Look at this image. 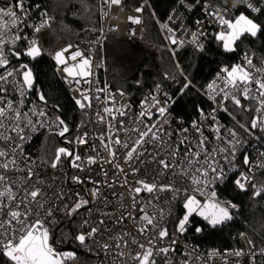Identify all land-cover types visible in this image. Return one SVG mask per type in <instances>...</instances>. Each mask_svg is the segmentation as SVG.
<instances>
[{
    "label": "built area",
    "instance_id": "built-area-1",
    "mask_svg": "<svg viewBox=\"0 0 264 264\" xmlns=\"http://www.w3.org/2000/svg\"><path fill=\"white\" fill-rule=\"evenodd\" d=\"M16 3L17 0H10L7 5L0 4V8ZM248 3L260 11L253 12L243 0H229L217 6H212L203 0H198L194 5L180 0L162 23L167 24L168 28L173 30L177 40V43L173 44L168 39L171 53L178 55L184 50L200 51L198 45H203L204 48L208 38L222 30L215 16L211 15L218 9L226 17L240 8L255 15L264 11V0H248ZM24 7L28 14L27 18L21 17L19 26L11 28L4 36V39L8 41L4 46V51L9 62L16 58L12 53H15L17 48H20V56L25 57L24 53L29 47V42L35 40L52 62L55 73L63 81L77 108L84 115L86 125L76 144L72 145V148L65 146L68 152L71 151L70 156L61 153L55 168L52 165L44 166L38 158L37 140L46 133H60L64 125L60 123L59 116L56 117L53 110L39 103L23 84L22 72L25 69H20L22 63L3 69L0 74L7 75L8 71H13V75L8 77L9 82L4 85L7 91L0 92V106L7 110V102L11 101L13 108L20 111L21 117L19 121L5 120V128L0 129V132L11 137L8 141L0 139V149L8 152V156L0 157V163L13 158L16 161V165H10L11 170L4 173L9 179L7 184L0 183V190L11 186L19 200L23 197L25 189L31 191L33 187L39 188L41 196L37 199L45 202V207H52L57 221L51 226V231L63 217L69 216L67 209L72 208L76 203L87 201L71 216L77 217V222L85 235L92 228H97V232L86 240L99 252L102 264H140V261L133 257L137 253L142 254L147 248L153 249L154 255L151 259H155V264H264V244L255 248L252 243H249L250 239L246 234H241L238 237L239 246L230 250L202 249L186 239L184 235L194 227L192 219L197 217L196 213L189 217L183 233L178 230L179 223L174 229L169 227L174 216V204L178 192L186 194L185 190H187L188 195L194 194L203 204L206 197L211 196L213 191L216 192L217 198L218 190L229 180L235 182L241 174L248 178L247 182L242 181L247 191L254 192L253 185L264 186V181L258 179L259 174L264 170V151L258 145L259 133L264 131H261L259 127L251 128L249 134L242 135L226 124L223 116L227 112L222 110L224 107L227 109L229 107L241 108L251 114L253 119L260 116L255 112V108L259 106L258 102L244 100L241 97L243 107H237L230 99L223 100L222 92L215 95L208 88L213 81L217 84L216 91L223 88V80L217 79V74L226 75L221 73V69L224 67L230 69L231 66H222L204 86L203 94L209 100L211 107L204 111L206 119L200 115L194 120L200 124L204 136L208 138L209 150L213 147L230 149L225 153L217 152L214 157L218 170L223 169V179H217L215 183H209L207 187L201 185L206 195H200L199 192L193 193L194 186L189 178L173 175V172H178L179 169H165L162 164L158 163L161 159L168 163L179 162L186 147L193 146L195 150L194 142L199 138V133L192 128L193 121L186 123L169 111L172 101L170 91L179 86L178 78L169 76L164 85L146 90L137 102L133 101L129 93L114 89L108 81L105 40L108 35L139 37L141 22L134 23L129 17H138L141 21L142 11H136L140 7L127 11L124 9V0H120L119 4H109L105 0H98V32L87 38L68 41L55 51L48 50L41 37L42 31L56 20L55 15L50 14L41 4L32 3L31 0H24ZM197 8L201 13L199 19L194 18ZM17 15H21L18 10ZM170 16L172 20H169ZM45 20H47V25L39 32L35 31V28ZM197 21L200 23L197 24ZM162 31L166 37L173 34L168 32L167 28ZM193 32L198 34L196 43H192ZM200 33L203 35H199ZM17 34L21 39L12 43ZM65 48L68 49L63 54L66 65L58 64L54 59L55 53ZM77 50L82 53V57H77L75 61L69 59L71 54ZM245 53L234 65L246 63ZM247 55L252 58L256 67L264 66L257 63V58L253 53H247ZM83 58L90 60V69H85L90 72L89 75L75 74L81 71L78 67L74 69L72 76L63 71L65 66L79 65ZM256 75L259 76L260 73ZM210 95L214 96V100L209 99ZM152 97L160 101L155 107H153ZM77 100L84 107H81ZM161 106L167 109L163 117L158 112ZM213 109L216 111L213 112ZM145 110L152 113L151 118L148 115H140ZM41 112L44 115L41 116ZM25 113H27L26 116ZM14 115V112L9 111V116ZM213 115L216 120L212 119ZM29 120L31 124L28 123ZM17 123L23 129L19 134L12 130ZM153 124H156V128L152 129L153 132L157 131V128L161 130L160 139L152 140L150 133L149 137L144 138V143L136 146L135 142L139 138V133L134 129L139 128L144 131L146 125ZM217 125L221 127L220 135L225 137L221 141L216 140V133L212 131ZM184 129L188 131L185 132ZM227 129H233L237 133L235 139L239 143L234 149L235 158L231 155L232 146L227 143L228 140L233 139L228 136ZM166 133H171V136ZM21 136L24 139H21ZM185 137L187 140L184 145H180V155L175 158L171 157L169 153L173 147ZM117 139L120 141L119 144L115 143ZM124 144L128 147L125 148ZM133 147H136V151L133 152L131 158H128L127 153ZM77 156L80 159H76ZM245 156L248 158L247 164ZM29 168L32 170V175L30 179H27ZM3 171L0 169V172ZM214 175L216 174L210 172L208 180L211 181ZM144 184L156 187L150 193L144 188ZM161 185H173L180 191L175 193L168 190L161 191ZM136 188H140L141 191L137 193ZM261 196L264 197V193H261ZM21 211H23V206ZM186 211L185 209V214ZM145 215L152 219V224H148L142 218ZM84 221H87V224ZM161 230H166L167 235L160 237ZM104 244H108L109 248L105 249ZM141 245L144 248H141ZM161 248H168V253L156 255L155 253ZM236 252H241L242 255L236 256L234 254ZM121 253L123 255H120ZM0 256L6 259L2 254Z\"/></svg>",
    "mask_w": 264,
    "mask_h": 264
},
{
    "label": "trees",
    "instance_id": "trees-1",
    "mask_svg": "<svg viewBox=\"0 0 264 264\" xmlns=\"http://www.w3.org/2000/svg\"><path fill=\"white\" fill-rule=\"evenodd\" d=\"M9 1L0 0V4L7 5ZM179 1L124 0V9L127 11L137 7L143 8L141 35L137 42L128 43L125 47V49L132 48L134 53H140V56L137 59L134 55H130L128 56L130 59L125 61L126 53L106 44V69L111 86L129 93L134 102H137L146 90L164 85L169 76H176L180 84L170 91L172 101L169 111L186 123H191L201 115V110L204 112L211 107L209 100L203 94V88L217 70L224 65H234L245 52L253 53L257 58V63L262 64L264 11L255 15L240 8L234 13L228 14V18L234 19L243 13L262 27V31L256 37L248 34L242 36L236 42L234 51H225L222 42L216 40V33H214L208 38L202 50H184L180 54L174 55L169 49L168 39L161 29V24ZM183 1L192 5L198 2V0ZM203 1L217 6L223 5L229 0ZM31 2L41 4L56 17V20L41 33V37L49 49L59 48L71 40L90 37L99 30L98 0H31ZM200 17L201 13L197 8L194 18L199 19ZM19 52L20 48H17L15 53ZM20 57L26 59L22 55ZM32 62L35 71L38 72V93H41L50 105L59 109L70 132L67 139L64 140L75 145L86 125L84 115L77 108L63 81L55 73L53 64L47 55L45 54ZM189 82V87L185 89V83ZM54 115L58 117L56 112ZM223 120L238 133L249 134V131H245L240 125L243 124L250 130L252 115L241 108L229 107ZM46 135H56L52 143L47 144L48 158L44 161L46 163L51 161L53 164L58 150L65 148V145L63 140H60V134L53 132L39 137L38 148L41 139ZM258 145L264 151V132L259 133ZM258 179L264 181V170L259 174ZM253 193L252 190L241 191L233 180H229L218 190L217 196L221 200L237 206L232 209L233 219L212 226L198 217H193L194 227L187 231L184 237L207 250L236 249L239 246L238 237L241 234H246L255 248L264 244V197L254 196ZM185 196L186 194L182 192L176 194L174 216L169 226L171 229L177 226L185 214L183 208ZM198 227H200L199 232L196 231ZM51 233L55 241L54 246L58 251L75 253V259L68 260L65 264H102L101 255L89 241L86 240L85 244L81 245L75 239L77 235L84 233L76 216L63 217ZM0 264H9V262L0 256Z\"/></svg>",
    "mask_w": 264,
    "mask_h": 264
},
{
    "label": "snow or ice",
    "instance_id": "snow-or-ice-1",
    "mask_svg": "<svg viewBox=\"0 0 264 264\" xmlns=\"http://www.w3.org/2000/svg\"><path fill=\"white\" fill-rule=\"evenodd\" d=\"M105 2L109 4H119L120 0H105ZM243 2L246 3L247 7L252 9L253 12L260 11V9L254 7L251 3H248V0H243ZM17 10L21 14L20 16L17 15ZM142 10V7L136 9L137 12H141ZM27 15V11L24 7V0H17L15 5H11L6 8H0V67H6L9 64L8 57L4 51V46L8 43V41L4 39L5 33L10 31L11 28L18 27L19 23L21 22V17L26 19ZM211 15L215 16L219 27L222 29L216 33L215 38L217 41L223 42L222 46L225 51H234L236 41L240 40V38L245 34L256 37L257 34L262 31L260 24L256 23L253 19L249 18L243 13L232 19L226 17L224 14H221L218 9L215 13H211ZM129 19L134 23L141 22L138 17H129ZM169 20H172L171 16L169 17ZM8 21H10V23ZM199 23L200 21H197V24ZM46 25L47 20H45L41 25L37 26L35 31L39 32ZM161 28H167L168 32L173 33L171 36L166 37V39H169L173 44L177 43L173 30L168 28L167 24H162ZM199 35H203V33H200ZM192 37V43H196L198 40V34L193 32ZM19 39H21V37L18 34L15 35L12 43H15V41ZM180 43H182V41ZM198 48L202 50L203 45H198ZM66 51H68L67 48L55 53L54 59L58 64L66 65V60L63 58V54ZM12 55L19 57L20 53H12ZM24 55L31 57L32 59H35L37 56L41 55V49L35 40L29 42V47ZM77 57H82V53L79 50L72 53L69 59L75 61ZM244 60L246 61L245 64H236L231 66L230 69L228 67L222 68L221 73L226 75L221 76L220 73L217 74V79L223 80V88H220L219 91H216V81H213L211 84H209L208 88L211 90V92L215 93V95H219L222 92V99H230L237 107H243L241 103V97H243L244 100H256L259 106L255 108V112L260 114V116L251 120V128L256 129L259 127L261 131H264V66L256 67L253 64L252 58H250L247 53H245ZM261 63L264 65V57L261 58ZM77 67L80 68L81 71L75 74L81 76H87L90 74L89 71H85V69H90V60L88 58H83L79 65L65 66L63 71L69 76H72L74 75V69ZM20 69H26L22 72L23 84L27 85V87L31 89L33 85L31 69L28 68L27 64H21ZM256 73H260V75L257 76ZM12 75L13 71H8L7 75L0 74V92L7 91L4 85L9 82L8 77H11ZM77 83H79V81H77ZM189 84L190 82L185 83L184 88H188ZM40 99L44 100V96L41 95ZM85 99L88 98L85 97ZM152 99L154 101L153 107L160 103V101L156 100L155 97H152ZM209 99L214 100V96L210 95ZM77 103L81 104L79 100H77ZM81 107H84V105L81 104ZM222 110L224 112H228L226 107L222 108ZM9 111L14 112L15 115L9 116ZM105 111H108V109H105ZM166 111L167 109L164 106L158 108V112L161 117L164 116ZM215 111L216 109H213V112ZM121 114L123 115V113ZM24 115L26 116L27 113ZM40 115L42 116L44 113L41 112ZM140 115H148L149 118H151L152 113L145 110L141 112ZM229 115H231V113H229ZM20 117V111L18 109H14L12 102L8 101L7 110L5 107L0 106V129L5 128V120L14 119L19 121ZM201 117L203 119L207 118L202 110ZM212 119L216 120L215 115L212 116ZM233 119H235V117H233ZM28 123L31 124V120H29ZM60 123L63 124L64 122L61 120ZM240 127L244 128L245 131H249V129L243 124H241ZM145 128L146 130L144 131H141L139 128L134 129L139 133V138L135 142L136 146L144 143V138L149 137L150 133V138L152 140L160 139L159 133L161 130L157 128V131H152L153 128H156V124L151 126L146 125ZM192 128L197 133H199L198 140L194 142L195 150H193V146H188L184 149L182 159L179 162L168 163L166 160L161 159L158 161V163L162 164L165 169H179L178 172H173L174 176L189 178L192 185L194 186L193 193L199 192L200 195H206L204 188L201 187V185L207 187L209 183H215L217 179H223L224 176L223 169L221 168L218 170L217 164L214 160L215 154L217 152H229L230 149L225 147H213L209 150L207 147L208 138L204 136L200 124H198L196 121H193ZM12 130L18 134L23 131V129L20 128L19 123H17L16 127ZM67 131L68 128L65 126L59 134L63 136ZM184 131L187 132L188 130L184 129ZM212 131L216 133L217 141L225 139V137L220 135L221 127L219 125L213 128ZM166 134L171 136V133ZM227 134L233 138L228 140L227 143L232 146L233 150H231V155L233 158H235L234 149L236 144L239 143V141L235 139L237 133L233 129H227ZM20 138L24 139L23 136ZM0 139L8 141L11 140V137L5 135L4 132H0ZM186 140L187 137L181 139L179 144L173 147V150L169 153V155L173 158L180 155V145H184ZM115 143L119 144V139H117ZM123 146L125 148L128 147L127 144H124ZM135 151L136 147H133L130 151H128L127 157L131 158L133 152ZM61 153L71 155V153H69L65 148H60L56 156L57 162L60 159ZM110 155H114V153H110ZM6 156H8V152L0 149V157ZM201 157H203V159H201ZM76 159H80V157L77 156ZM90 162L94 161L90 160ZM245 163H248L247 156H245ZM10 165H16L14 158L8 160L7 162L0 163V169L4 170L3 172H0V183L7 184L9 177H7L4 173L11 170ZM52 167L55 168L56 163H53ZM210 172L216 174L212 177L211 181L208 180ZM31 175L32 170L29 168L27 179H30ZM247 180L248 178L241 174V177L237 179L235 183L241 190L247 191L245 188V183L242 182H247ZM155 187V185L144 184V188L150 193L155 189ZM252 187L255 189L253 193L254 196H260L261 193H264V186L256 187V185H253ZM160 190L173 191L174 193L180 191V189L174 188L173 185H161ZM135 191L139 193L141 189L136 188ZM185 193L186 196L184 208L187 211L183 218L179 220L178 224V230L181 233L186 230L185 225L188 223L189 217L193 213L202 216L212 226H216L233 219L230 209H234L237 206L235 204H231V202L228 201L218 200L216 198L215 191L211 193V196L206 197L203 204L196 198L194 194L188 195L187 190H185ZM39 196H41V190L37 187H33L31 191L25 189L23 197L19 200L17 199L16 193L12 191L11 186H7L3 190H0V254L6 257L9 264H65L66 261L75 259L74 252H61L58 251L54 246L55 241L51 233V226L57 221L52 207H45V202L37 199ZM86 203L87 201L76 203L72 208L67 209V215L71 216L82 206V204ZM33 205H35V207H33ZM22 206L23 211H21ZM56 211H60V209H56ZM142 218L146 220L148 224L153 223L152 219L147 215L143 216ZM84 223L87 224V221H84ZM141 231H143V229H141ZM196 231L199 232L200 229L197 228ZM96 232L97 228H92V230L88 232L87 235L81 233L77 235L75 239L81 245H84L86 239L91 238ZM166 235V230H161L159 232L160 237H164ZM249 243L251 244L253 242L249 240ZM103 247L107 249L109 248V245L104 244ZM140 247L144 248L143 245ZM168 251V248H161L155 254H167ZM234 254L236 256L242 255L241 252H236ZM120 255L123 254L121 253ZM153 255V249L147 248L142 254L137 253L133 259L139 260L140 264H155V259H151Z\"/></svg>",
    "mask_w": 264,
    "mask_h": 264
},
{
    "label": "rangeland",
    "instance_id": "rangeland-1",
    "mask_svg": "<svg viewBox=\"0 0 264 264\" xmlns=\"http://www.w3.org/2000/svg\"><path fill=\"white\" fill-rule=\"evenodd\" d=\"M240 15V14H239ZM238 15V16H239ZM245 15V14H244ZM247 16V15H246ZM237 17V16H236ZM249 17V16H248ZM249 18H251V17H249ZM50 26V25H49ZM48 26V27H49ZM138 38L139 37H137V38H134V37H128V36H123V35H108L107 36V38H106V40H105V46H106V44H109L110 46H112V47H115L116 49H118L119 51H120V49L122 50V52H124V53H126V56L127 57H125V58H127V59H125L124 58V60L126 61V60H128V59H130L128 56H135L137 59H138V57L140 56V53H134L135 51L132 49V48H126L125 49V47H126V45L128 44V43H135V42H137V40H138ZM237 42V41H236ZM45 43V42H44ZM222 44H223V42H222ZM45 46H46V44H45ZM235 47V46H234ZM46 48L48 49V50H50V51H55L57 48H55V49H49L47 46H46ZM40 49H41V55L40 56H37L35 59H32L31 57H28V56H26L25 55V57H26V59L27 60H30V61H35L36 59H38V58H40V57H42L43 55H45V52H44V50L40 47ZM140 52V51H139ZM229 52V51H228ZM63 58L65 59V57L63 56ZM55 136L56 135H46V136H44L42 139H41V142H40V144H39V148H38V158H39V160H40V162L44 165V166H48V165H52V163H51V161H49L48 163H46V162H44V161H46V159L48 158V153L46 152V147H47V144H51L52 143V141L55 139ZM50 159V158H49ZM217 199L218 200H221L218 196H217ZM221 201H223V200H221ZM230 211H231V213H232V209H230ZM197 217L198 218H200V219H202V220H204V221H206L202 216H199V215H197ZM206 222H208V221H206ZM211 225V224H210ZM218 225H220V224H218ZM217 226V225H216Z\"/></svg>",
    "mask_w": 264,
    "mask_h": 264
},
{
    "label": "water",
    "instance_id": "water-1",
    "mask_svg": "<svg viewBox=\"0 0 264 264\" xmlns=\"http://www.w3.org/2000/svg\"><path fill=\"white\" fill-rule=\"evenodd\" d=\"M17 63H23V64H27V65H28V68H30L31 71H32L33 85H32V88H31V89H29V88L27 87V85H25V86H26L27 89H28V90H29V91H30V92L36 97V99L39 101V103H41L42 105L46 106L47 108L53 110L54 112H56V113L58 114V116H59V120H60V121L62 120V121L64 122L63 125H64V127H65V126H66V120H65V118L61 115V112L59 111V109H57V108L53 107L52 105H50V104L46 101L45 98H44V100H41V99H40V96H41L42 94H41V93H38V89H37V77H38V72L35 71V69H34V64H33L32 61L27 60V59H23V58H21L20 56H19V57L16 56V58H15L14 60L10 61L9 64H8L6 67L1 68V69H0V72H1L3 69H5V68H7V67H9V66H11V65L17 64ZM25 70H26V69H25ZM22 79H23V77H22ZM69 134H70V132L67 131V132L64 133L63 136L60 135L59 137H60V140H63V144H64L65 146H68V147H71V148H72V144H71L69 141L64 140L65 138H67V137L69 136ZM69 153H71V151H70ZM60 156H61V154H60ZM69 156H70V155H69ZM54 163H57V160H55Z\"/></svg>",
    "mask_w": 264,
    "mask_h": 264
},
{
    "label": "flooded vegetation",
    "instance_id": "flooded-vegetation-1",
    "mask_svg": "<svg viewBox=\"0 0 264 264\" xmlns=\"http://www.w3.org/2000/svg\"><path fill=\"white\" fill-rule=\"evenodd\" d=\"M23 64V63H22ZM65 139H67V138H65Z\"/></svg>",
    "mask_w": 264,
    "mask_h": 264
}]
</instances>
